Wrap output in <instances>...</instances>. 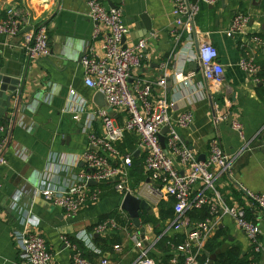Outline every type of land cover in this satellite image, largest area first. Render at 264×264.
I'll return each instance as SVG.
<instances>
[{"label":"crops","instance_id":"obj_1","mask_svg":"<svg viewBox=\"0 0 264 264\" xmlns=\"http://www.w3.org/2000/svg\"><path fill=\"white\" fill-rule=\"evenodd\" d=\"M106 6L122 11L129 30L125 44L154 35L144 52L143 67L135 77L157 81L162 75V64L170 58L167 75L171 87L170 92L166 87V98L174 104L171 116L174 119L183 112L192 115V123L187 128L178 129L181 141L195 151L198 160L205 159L213 142L232 157L231 173L217 180L216 191L228 206L243 209L247 220L258 226V241L264 251V212L243 193V190L259 193L264 189V105L257 96V88L262 83L258 76L255 81L239 67L245 56L241 46L249 43L252 35L263 36L264 0H220L214 5H201L195 19L200 34L193 44L183 38L175 49L170 35L174 27L173 0H107ZM10 8L28 11L34 17V24L47 28L50 50L47 57L29 60L22 48L21 34L14 38L0 35V70L10 78L24 80L16 116L12 111L14 101L11 111L0 116V126L6 128L3 150L6 164H0V264H24L14 240L15 235L24 230L43 236L54 264H72L71 250L65 240L71 243L70 240H75L83 230L92 233L99 222L107 219H115L122 226L127 222L133 225L132 219L121 209L123 194L118 193L114 185H105L109 182L97 189L101 194L96 205H90L74 216L49 205L40 194V190L47 187L56 191L72 187L78 175L86 171L81 155L87 148L88 134L102 136L100 122L91 120V113L99 108L94 103L97 92L84 85L81 65L82 57L91 48L99 51L100 43L92 39L93 23L86 15L87 0L0 3V20ZM239 14L250 16L248 25L241 32L226 36L231 22ZM143 15L151 24V30L145 35ZM202 44H211L218 52V62L223 68L219 83L206 81L193 57ZM255 61L264 64V54L257 55ZM74 95L90 105V110L85 113H73L78 120H74L69 112L70 99ZM24 109L28 111L23 113ZM107 110L117 124L123 123V113ZM233 122L240 125L241 133L232 128ZM132 138H124L118 145L123 151L119 150L130 152L141 161L143 158L144 162L145 153L137 151V138L133 135ZM130 147L134 148L132 152ZM147 184L146 178L132 191L149 206V211L140 210L138 214L145 212L158 218L159 204L171 201L173 207V200L167 197L152 205ZM96 186H92L93 189ZM198 190L199 185H196L193 193ZM109 214L117 217H107ZM139 222L144 230L142 234L133 227L145 245L154 247L157 237L153 225H143L140 219ZM170 222L160 224L165 226L164 231ZM217 232L225 235L218 240L223 242L222 246L228 244V249L237 247L252 264H264V253L253 252L249 241L230 217L218 220L208 241ZM186 233L169 231L165 234H184L186 237ZM112 234L118 235L114 245H120L121 249L111 248L103 252L109 264H134L137 253L124 231H113L108 236L94 234L93 239H107ZM152 252L159 257L153 248ZM173 253L169 264H174L173 259L179 264V257L183 263V256ZM206 253L203 251L206 259L202 261L201 256V262L209 261ZM213 254L208 253L209 256ZM93 255L94 259L88 260L97 263L100 259ZM218 256L214 264H217Z\"/></svg>","mask_w":264,"mask_h":264},{"label":"built area","instance_id":"obj_2","mask_svg":"<svg viewBox=\"0 0 264 264\" xmlns=\"http://www.w3.org/2000/svg\"><path fill=\"white\" fill-rule=\"evenodd\" d=\"M15 0H0V3H12ZM220 0H173L174 27L170 31L173 49L185 38L189 44L200 34L195 19L201 5H214ZM107 0H87V17L93 23L92 39L100 43L99 51L94 48L81 59L84 85L103 95L106 109L96 108L91 113V120L100 122L102 136L88 134L87 148L81 155L86 171L81 172L77 182L70 188L56 191L52 188L40 190L44 201L55 208L61 209L66 215L74 216L90 205L99 202L101 192L93 189L89 182L96 185L113 182L118 193L125 196L131 193L129 173L132 168V153L121 152L118 148L126 135L136 137V149L145 153L144 175L148 179L147 190L150 192L151 204L156 205L161 199L173 200L174 216L167 229L186 233L184 240L173 248V252L183 256L182 264H208L201 262L205 245L213 233L218 220L230 217L249 241L253 252L264 253L258 241L260 229L248 221L245 211L239 207L228 206L216 191V182L224 175H230L232 157L227 155L218 144L212 143L204 160H198L194 150L188 148L180 138L178 129L187 128L192 123L189 112L180 113L172 118L174 104L166 98L167 67L170 58L162 64V75L157 81L135 77L144 64L145 50L151 37L143 38L132 44H125L129 30L124 22L122 11L106 6ZM33 15L28 11L7 9L0 20V35L7 38L22 36V48L29 60L49 55L47 28L34 24ZM250 16H235L227 30L230 37L241 32L248 25ZM245 56L240 60L241 71L257 81L261 67L256 63L257 55L264 54V37L252 35L247 44L241 46ZM202 70L204 79L219 83L223 68L218 62V52L211 44L199 45L193 54ZM117 110L125 116L122 124H117L108 110ZM90 110L89 103L75 95L70 99L69 112L85 113ZM74 120H78L76 114ZM167 127L165 149L159 142L161 130ZM232 128L241 133V127L232 123ZM6 128L0 126V164H6L3 155ZM199 190L193 193V188ZM251 203L264 212V189L259 193L243 190ZM203 207L208 209V217L203 221L190 224L187 214ZM113 231H124L137 253L134 264H155L150 257L152 246H147L139 232L131 222L122 226L115 219L99 222L92 233L81 231L75 240L83 244L85 250L99 257L97 263L90 262L83 252L65 240L71 250L72 264H109V260L95 245L93 235L108 236ZM161 235V236H162ZM159 238H157L158 240ZM15 243L19 257L24 264H54V257L43 236L38 232L20 231L15 235ZM156 240V241H157ZM154 246V245H153ZM113 249L119 251L120 245ZM172 262L176 264V259Z\"/></svg>","mask_w":264,"mask_h":264},{"label":"trees","instance_id":"obj_3","mask_svg":"<svg viewBox=\"0 0 264 264\" xmlns=\"http://www.w3.org/2000/svg\"><path fill=\"white\" fill-rule=\"evenodd\" d=\"M261 67V71L258 74V78L262 83V86L257 88V96L261 103L264 105V64L261 62H258ZM126 137H131L132 135H126ZM133 140V138H132ZM130 144V143H129ZM121 151V146H118ZM129 151H133L134 148L130 147ZM132 168L130 169L129 173V182L131 191H134L137 184L141 181H145L146 177L143 175V158L142 161L139 158H134V155H132ZM105 185L111 186L113 185V182L110 181L109 183H106ZM104 187V183H99L96 186V189H102ZM115 214H109L107 217L112 216ZM174 212L172 207V202H161L159 204V217L154 218L153 216L148 215L145 212H141L139 215V219L143 225L145 224H152L154 227V232L157 238H159L156 242V244L153 247V250L159 255V257L156 256L155 253L151 252L150 257L155 259L158 264H169V261L174 256L173 248H175L177 245H179L185 238L184 234H173V235H162V232L165 229V226H162L160 224H163L166 221H171L173 219ZM190 224H196L199 222H203L208 217V209L207 207H203L198 210H193L187 214ZM114 217H117L116 215ZM162 235V236H161ZM117 234H112L107 239L103 238H94L93 241L96 244V246L103 250L102 252L110 251L113 248V245L116 243L117 240ZM225 237L221 232H217L216 235L210 239L206 245H205V252L209 254L215 253L223 244L222 241H218L219 238ZM72 244L76 246L77 249L83 252V256L87 259L93 260L94 255L85 250L82 246V243L76 240H70ZM205 254L202 255V261H204ZM182 263V257H179V264ZM217 264H252V261L248 260L246 256H242L240 250L237 247H231L229 248L224 254H221L218 256Z\"/></svg>","mask_w":264,"mask_h":264},{"label":"water","instance_id":"obj_4","mask_svg":"<svg viewBox=\"0 0 264 264\" xmlns=\"http://www.w3.org/2000/svg\"><path fill=\"white\" fill-rule=\"evenodd\" d=\"M144 20L145 23V31L144 35L147 34L151 30V24L149 23V20L146 18L145 15L141 17ZM263 36H264V25L262 26ZM124 41V40H123ZM171 87V81L167 79V91L170 92ZM24 89V80L19 79H13L4 74V70H0V116L2 114H7L11 111L12 101H14L15 106L12 109L13 116L15 117L17 112L19 111L20 101L22 99V93ZM94 103L96 106L102 109H106L105 107V101L104 97L101 93L97 92L94 97ZM28 109H24L23 113L27 112ZM31 114V113H30ZM168 128L164 127L159 135V142L162 147V149H165V134L168 133ZM136 154V153H135ZM203 160V158H202ZM89 185L96 186L95 182H89ZM121 209L126 212L129 217L132 219L133 225L139 229V232L143 233V228H141L140 222H139V214L138 211L144 210L149 211L148 204L141 199L139 195L127 193L124 196ZM192 229H188L187 233H190ZM230 242L232 241L231 238L228 239ZM229 245L224 244L219 251H217L215 254L209 256L208 253H206V256L209 257L208 264H214V260L216 257L220 254H223L228 249Z\"/></svg>","mask_w":264,"mask_h":264}]
</instances>
